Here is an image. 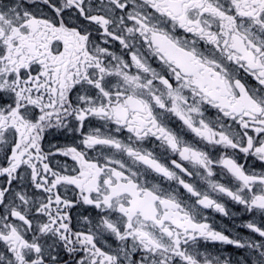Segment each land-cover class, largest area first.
<instances>
[{"label": "snow or ice", "instance_id": "snow-or-ice-1", "mask_svg": "<svg viewBox=\"0 0 264 264\" xmlns=\"http://www.w3.org/2000/svg\"><path fill=\"white\" fill-rule=\"evenodd\" d=\"M0 264H264V0H0Z\"/></svg>", "mask_w": 264, "mask_h": 264}]
</instances>
